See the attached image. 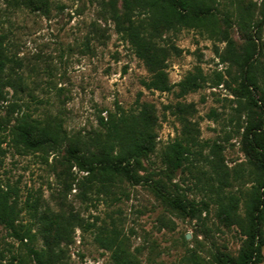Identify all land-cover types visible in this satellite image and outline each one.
<instances>
[{"label": "rangeland", "instance_id": "obj_1", "mask_svg": "<svg viewBox=\"0 0 264 264\" xmlns=\"http://www.w3.org/2000/svg\"><path fill=\"white\" fill-rule=\"evenodd\" d=\"M110 1L48 0L43 12L16 0H0V33L9 54L19 60L5 67V75L16 79V86L3 84L0 95V187L17 200V222L32 226L33 231L38 220L25 204L27 198H38L40 213L74 212L83 219L84 227L75 228L73 241L57 264H114L111 250L95 239L99 225L111 227L113 223L125 237L133 264H222L217 257L237 256L243 234L236 224L228 225L217 216L216 204L202 187L206 178L193 168L169 166L164 152L180 136L182 117L196 122L199 140L207 142L203 153L213 156L211 145H218L231 175L227 189L239 195L251 184L247 175L251 164L245 152L247 114L258 116L259 107L241 94L239 67L217 54L216 50L227 54L226 42L218 40L219 34L194 28L165 31L159 38L169 52L172 89L145 88L142 81L149 72L116 32ZM113 1L123 10L122 0ZM239 4H249L252 10L254 57L261 74L264 0H216L217 24L228 30L235 49L242 51L246 35L239 28ZM196 66L202 68L207 82L180 95L176 83ZM217 71L225 79L219 85L214 84ZM250 88L256 97V89ZM144 104L156 116L157 137L154 151L135 166L137 180L124 179L106 190L97 180L87 183V172L68 159L70 142L78 140L82 151L84 144L95 150L92 142L104 131L103 120L119 111L137 112ZM178 104L192 105L188 111H179ZM22 113L61 124L67 138L50 151L20 152L11 140L10 128ZM197 158L207 168L202 157ZM239 168L243 177L234 179V170L239 177ZM177 192L206 200L208 209L192 217L162 197ZM32 243L42 246L38 232ZM26 244L30 242L18 240L0 223V264H11L14 255H26ZM262 251L259 264H264V246Z\"/></svg>", "mask_w": 264, "mask_h": 264}, {"label": "trees", "instance_id": "obj_2", "mask_svg": "<svg viewBox=\"0 0 264 264\" xmlns=\"http://www.w3.org/2000/svg\"><path fill=\"white\" fill-rule=\"evenodd\" d=\"M16 1L36 11L45 12L48 9V0ZM215 2L216 0H122L121 11L113 0L108 5L116 32L130 44L149 72L148 78L142 83L150 90L169 91L174 85L167 71L168 49L159 42L165 31L194 28L210 35L219 34L218 40L226 42L227 54L216 50L217 54L222 61H229L239 67L242 72L239 79L241 94L259 107L258 116L247 114L249 120L246 126L248 138L245 152L251 164L247 172L251 177L248 190L241 191L238 195L227 189L231 185V175L219 154L218 145H211L213 156L205 155L203 147L207 142L205 144L199 140L196 122L186 117L181 118L180 136L168 143L164 157L166 163L173 168H193L200 174V178L205 177L202 187H206L209 198L216 204L217 216L228 225L236 224L243 234L244 240L237 256H218L219 263L259 264L263 259L264 246V72L257 73L258 66L254 57L257 47L252 35L255 23L249 4H239L238 23L246 35V43L242 51H237L228 30L219 28L217 24ZM224 21H228L226 17ZM4 38L0 33V95L3 84L16 86V79L5 75L7 63L19 62L14 55L9 54ZM224 80L223 72L217 71L214 84L219 85ZM206 82L202 68L196 66L193 72H188L176 85L179 87V94L184 95ZM252 86L257 91L256 97L251 93ZM191 105L178 104L176 108L188 111ZM102 124L104 131L92 142L95 150L84 144L82 151L79 141L72 140L67 153L70 162L75 161L87 172V183L97 180L98 186L106 190L124 179L137 180L135 166L140 165L141 157L148 156L156 147V116L151 107L144 104L137 112L119 111L110 114ZM10 135L20 152L50 151L59 147L67 138L61 124L43 122L27 113L16 117L10 128ZM197 155L202 157L207 168L198 161ZM241 170L239 168V177L236 175L238 170H234V179L243 177ZM162 197L166 203L182 207L192 217L208 209L206 200L188 198L181 192ZM38 203V198H27L25 202L38 220L36 231H33L32 226L17 222V200L9 191L0 187V223L18 240L23 242L26 239L30 242L25 246L26 255H14L11 264H28L29 259L33 264H57L65 247L73 241L75 228L84 227L83 219L77 213H40ZM87 225L92 227L93 224ZM36 232L42 239V246L32 243ZM95 239L101 247L111 250L114 264L134 263L125 237L121 236L116 224L113 223L111 227L99 225Z\"/></svg>", "mask_w": 264, "mask_h": 264}, {"label": "water", "instance_id": "obj_3", "mask_svg": "<svg viewBox=\"0 0 264 264\" xmlns=\"http://www.w3.org/2000/svg\"><path fill=\"white\" fill-rule=\"evenodd\" d=\"M189 235H187V237H188Z\"/></svg>", "mask_w": 264, "mask_h": 264}]
</instances>
